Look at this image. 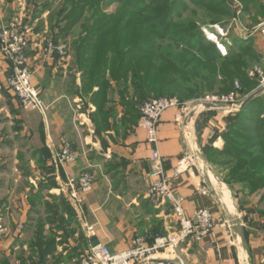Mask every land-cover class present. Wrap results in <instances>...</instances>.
I'll use <instances>...</instances> for the list:
<instances>
[{
	"label": "crops",
	"instance_id": "crops-1",
	"mask_svg": "<svg viewBox=\"0 0 264 264\" xmlns=\"http://www.w3.org/2000/svg\"><path fill=\"white\" fill-rule=\"evenodd\" d=\"M39 1L31 2L30 9V0H0V29L14 18L34 28L28 58L32 83L46 107L45 114L21 109L7 88L8 65L0 54V218L7 228L0 240V264H77L93 245L117 254L129 250L137 238H146L149 245L152 238L175 233L171 207L147 194L156 148L170 177L181 160L195 158V166L173 179V189L188 215L207 209L217 226L202 242L181 244L174 255L155 256L154 263L181 264L174 260L177 256L184 264H264V217L242 204L204 156V148L216 133L226 131L233 114L222 116L212 109V117L199 111L179 116L180 110L170 109L162 116L156 147L139 127V106L129 107L131 96L123 100L112 84L108 129L98 131L92 98L98 88H84V71L76 65L71 39L58 41L68 45L66 57L45 50L53 34L48 11ZM248 14L254 25L256 9ZM232 35L251 39L264 61L259 35ZM64 140L71 143L77 161L60 168L52 158ZM213 147L222 151L223 140L216 139ZM88 171L96 175V183L91 193L81 194L84 204L78 209L63 181ZM255 197L260 195L248 198Z\"/></svg>",
	"mask_w": 264,
	"mask_h": 264
},
{
	"label": "trees",
	"instance_id": "trees-1",
	"mask_svg": "<svg viewBox=\"0 0 264 264\" xmlns=\"http://www.w3.org/2000/svg\"><path fill=\"white\" fill-rule=\"evenodd\" d=\"M55 1L44 0L42 4L43 10L50 14L54 36L50 40L58 45L59 40L66 41L72 36L70 44L76 65L84 71V88L86 91L98 88L92 95L97 115L103 117L95 121L98 131L108 129L106 115L112 84L113 93L117 92L123 100L131 96V108L165 96L178 97L181 102L200 99L218 87H223L219 95H227L234 91L236 81L240 82L242 96L257 91L258 95L245 109L231 115L226 131L214 135L204 148V156L220 174L229 170L222 181L231 190L238 185L247 193L245 197L260 195L255 212L264 217V93L258 90L259 74L251 77L247 72L251 65L261 67L264 72V61L254 50L251 39L243 41L227 34L229 41H220L227 51L222 54L203 31L213 26L226 29L228 20L235 15V9L229 6L231 2L61 0L53 10ZM239 2L243 17L254 7V25L264 22V0ZM114 6V12H110ZM193 8L211 14L210 19L198 21L199 13ZM185 14L188 17L190 14L188 22L183 18ZM213 115L210 113L209 117ZM218 138L225 143L222 151L213 147ZM48 156L45 152L42 157ZM219 172L216 174L220 176Z\"/></svg>",
	"mask_w": 264,
	"mask_h": 264
},
{
	"label": "built area",
	"instance_id": "built-area-1",
	"mask_svg": "<svg viewBox=\"0 0 264 264\" xmlns=\"http://www.w3.org/2000/svg\"><path fill=\"white\" fill-rule=\"evenodd\" d=\"M229 1L231 6L237 9L238 14L241 13L242 6L239 0ZM257 29V35L264 40V22ZM33 36V26L21 18H14L8 25L0 29V54L8 65L7 88L18 98L21 109L45 114L46 107L32 83L33 72L28 58V49ZM218 48L222 54H226V49L223 50L222 45L218 44ZM45 50L50 53L58 52L62 57H66L69 47L65 43L56 45L53 41L48 40ZM235 86L236 91L223 97L208 95L192 102H180L174 98L163 97L144 102L139 107V127L146 131L148 142L157 147L162 116L170 109L180 110L182 114L179 116H188L191 113H198V109L201 107L212 110L217 109L218 104H223L229 114H235L240 111L249 97L240 98L238 95L239 86L237 83ZM260 88H264V80ZM76 161V153L71 143L67 140L62 141L59 151L53 156L54 164L63 168L75 164ZM151 161L153 166L149 174L148 197L171 207L173 217L178 225L177 231L167 237H156L154 242L149 245H147L146 238H137L129 250L117 254L112 253L105 245H93L82 255L78 264H155L153 261L155 256L166 252L174 255L181 244L199 243L214 233L217 225L211 211L198 209L192 215H188L183 206V198L177 195L173 189V179L180 177L184 171L195 166V158L187 157L181 160L178 167L174 169L172 177L165 170L158 148L152 152ZM95 183L96 175L88 171L79 177H66L62 188L68 193L69 199L75 207L81 209L84 204L81 194L91 193ZM88 231L92 233L93 227H88ZM6 235L7 228L0 218V240ZM174 260L184 264L177 256Z\"/></svg>",
	"mask_w": 264,
	"mask_h": 264
},
{
	"label": "rangeland",
	"instance_id": "rangeland-1",
	"mask_svg": "<svg viewBox=\"0 0 264 264\" xmlns=\"http://www.w3.org/2000/svg\"><path fill=\"white\" fill-rule=\"evenodd\" d=\"M18 1H20V2H24L25 4H26V0L24 1V0H18ZM36 0H30V2L28 3V5H32V3H34ZM42 1H44V0H42ZM60 1L61 0H57V1H55L54 2V7H53V10L59 5V3H60ZM32 2V3H31ZM229 5V4H228ZM230 7H232L231 5H229ZM233 8V7H232ZM30 9H32V6L30 7ZM196 12H198L199 13V17H198V21H206V20H209L210 19V16H211V14H203L202 13V11H200L199 9H196V8H193ZM114 10H115V6L114 7H111L110 9H109V11L110 12H114ZM233 10V9H232ZM25 11H27V10H25ZM236 11V12H235ZM235 11H234V13H235V17L234 16H232V18H230L228 21H230V22H228V24H227V26H226V29H223V28H221L220 26L219 27H217V26H213V27H211V28H204L203 29V31H204V34H205V36H206V38L207 39H211V37H210V34H214L215 33V36H216V41H214L215 43H216V45H217V48H218V44H220L221 45V43H220V41H221V39H226V40H228L227 38H226V36H227V34H232V33H235V34H245V33H250V35L252 34V35H257L258 33H257V31H258V27L260 26V25H258V26H254V25H251L248 21H249V18H247L248 17V15H250V14H246V17H243L242 16V14L241 13H239V14H237V9H235ZM237 14V15H236ZM49 17H50V14H49V12H48V16H47V18L49 19ZM186 17V18H185ZM189 17H190V14H189ZM188 17V14H185L184 15V17L183 18H185V20H186V22H188V20H190V18ZM252 17V16H251ZM251 21H252V19H250ZM183 22H185V21H183ZM218 29H220L221 31H219ZM215 30V31H214ZM79 37V35L77 34V36H75V38L77 39ZM70 39H72V36H69V38H68V40H70ZM49 40H50V38H49ZM51 41H53V40H51ZM213 41V40H212ZM229 41V40H228ZM54 42V41H53ZM55 43V42H54ZM218 43V44H217ZM225 48V47H224ZM218 50L219 51H221L219 48H218ZM247 72H248V74L251 76V77H254L255 76V74H259V76H260V79H258L259 81V83H260V85H259V89L258 90H262L261 91V93L260 94H263L264 93V88H261L260 89V86H261V83H262V81L264 80V72H263V70H262V68L261 67H259V66H257V65H251V67L249 68V69H247ZM236 83L238 84V86H239V90H240V85H239V81H236L235 82V84L234 85H236ZM235 89H234V91H236V86L234 87ZM223 89V87H218L217 89H216V91H214V92H212L211 94H209V96H212V97H223V96H226V95H219L220 93H218V92H220V90H222ZM239 90H238V95H239V97L240 98H245V97H248V96H250L251 94H246V93H244V95L245 96H242L241 95V93H239ZM233 91V92H234ZM245 92H246V90H245ZM253 92V91H252ZM230 94V93H229ZM229 94H227V95H229ZM166 97V96H165ZM168 97V96H167ZM170 98H173V97H170ZM174 99H177L178 101H180V98H174ZM199 98H192V99H190V100H185L184 102H192V101H194V100H198ZM181 102V101H180ZM217 108V112L216 113H219V114H221L222 116L223 115H230V114H227L226 112H228V110L227 109H225V107H224V105L223 104H218V107H216ZM198 111L199 112H201L202 113V115L204 114H210V113H213V111L211 110V111H207L206 109H204L203 107H201L200 109H198ZM215 113V112H214ZM202 122H203V120H202ZM222 122V121H221ZM222 125V124H221ZM225 131H223L222 133H224ZM221 133V134H222ZM216 134H218V133H216ZM219 139V138H218ZM223 140V139H222ZM224 142V141H223ZM224 145H225V143H224ZM223 149H224V147H223ZM52 162H53V158H52ZM53 164H54V162H53ZM55 165V164H54ZM215 170V169H214ZM227 171L229 172V170H223V172H222V174H220V172H219V170H215V172H217V174H218V172H219V174H220V176L219 175H217L218 176V178H220L221 180H222V177L224 176H226V174L225 173H227ZM235 187H234V190H232L233 192H234V195L235 196H237L238 198H239V200H242L244 203H242V204H244L245 206H252V209H254V210H256V208H257V206H258V204H259V197H255V198H248V197H245L246 195H247V193H244L243 192V190H242V187L241 186H238V185H234ZM228 187L230 188V186L228 185ZM230 189H232V188H230ZM241 203V202H240ZM3 239V238H2ZM1 239V240H2ZM84 253L82 252L81 253V256L79 257V259H78V261L80 260V258L82 257V255H83Z\"/></svg>",
	"mask_w": 264,
	"mask_h": 264
},
{
	"label": "water",
	"instance_id": "water-1",
	"mask_svg": "<svg viewBox=\"0 0 264 264\" xmlns=\"http://www.w3.org/2000/svg\"><path fill=\"white\" fill-rule=\"evenodd\" d=\"M258 95L257 92L251 94L247 99L246 101L244 102V104L242 105L241 109L240 110H243L245 109L251 102L252 100Z\"/></svg>",
	"mask_w": 264,
	"mask_h": 264
},
{
	"label": "bare ground",
	"instance_id": "bare-ground-1",
	"mask_svg": "<svg viewBox=\"0 0 264 264\" xmlns=\"http://www.w3.org/2000/svg\"><path fill=\"white\" fill-rule=\"evenodd\" d=\"M210 37H211L210 40H213V41H216L217 40L216 39V36L214 34H210ZM222 48H223V50L226 49V48H224V46H222Z\"/></svg>",
	"mask_w": 264,
	"mask_h": 264
}]
</instances>
